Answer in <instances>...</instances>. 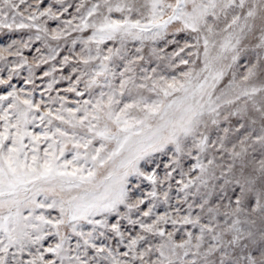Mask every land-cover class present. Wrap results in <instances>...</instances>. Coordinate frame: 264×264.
Listing matches in <instances>:
<instances>
[{
    "label": "snow or ice",
    "instance_id": "1",
    "mask_svg": "<svg viewBox=\"0 0 264 264\" xmlns=\"http://www.w3.org/2000/svg\"><path fill=\"white\" fill-rule=\"evenodd\" d=\"M0 264H264V0H0Z\"/></svg>",
    "mask_w": 264,
    "mask_h": 264
}]
</instances>
